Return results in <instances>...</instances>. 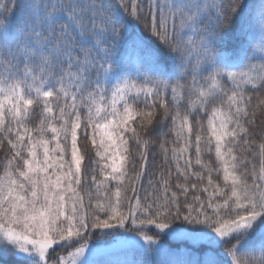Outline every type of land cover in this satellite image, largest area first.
I'll use <instances>...</instances> for the list:
<instances>
[{
  "label": "snow or ice",
  "instance_id": "obj_1",
  "mask_svg": "<svg viewBox=\"0 0 264 264\" xmlns=\"http://www.w3.org/2000/svg\"><path fill=\"white\" fill-rule=\"evenodd\" d=\"M258 112L264 0H0V264H264Z\"/></svg>",
  "mask_w": 264,
  "mask_h": 264
},
{
  "label": "trees",
  "instance_id": "obj_2",
  "mask_svg": "<svg viewBox=\"0 0 264 264\" xmlns=\"http://www.w3.org/2000/svg\"><path fill=\"white\" fill-rule=\"evenodd\" d=\"M257 118H258V120L264 119V113L258 112L257 113ZM142 131L143 130L141 129V132ZM205 131H206V120H205ZM80 146H81L82 149H84V148L90 149L92 147V145H91L90 142H85V141H81ZM169 147H171V145ZM154 150L159 151L158 144L155 146ZM3 155H4L3 151H0V159H3ZM204 159L207 160L208 159V156L205 155ZM214 159H215V157H214V152H213V154H212V160L214 161Z\"/></svg>",
  "mask_w": 264,
  "mask_h": 264
}]
</instances>
